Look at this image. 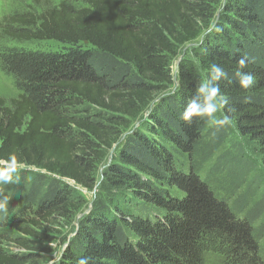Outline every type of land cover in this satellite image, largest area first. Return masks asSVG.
Here are the masks:
<instances>
[{
	"label": "trees",
	"instance_id": "1",
	"mask_svg": "<svg viewBox=\"0 0 264 264\" xmlns=\"http://www.w3.org/2000/svg\"><path fill=\"white\" fill-rule=\"evenodd\" d=\"M21 2L0 21L20 91L0 97V167H21L0 264H264V0ZM43 42L61 48L25 46ZM212 63L229 73L220 129L180 119Z\"/></svg>",
	"mask_w": 264,
	"mask_h": 264
},
{
	"label": "clouds",
	"instance_id": "2",
	"mask_svg": "<svg viewBox=\"0 0 264 264\" xmlns=\"http://www.w3.org/2000/svg\"><path fill=\"white\" fill-rule=\"evenodd\" d=\"M250 58L245 54L237 61V68L231 73V79L236 82L239 88L247 90L255 83V77L244 71L250 63ZM229 77V73L216 63H212L208 69L207 79L200 81L195 86L193 95L187 100L180 114V119L187 123L194 120H204L215 129L223 128L231 123L229 115H217L228 104V97L224 95L219 86V81ZM17 169L11 164L0 167V219L8 217L9 196L4 192V186L20 181L16 175ZM91 257L82 256L76 264H91ZM55 260V258H54ZM50 264H54L50 262Z\"/></svg>",
	"mask_w": 264,
	"mask_h": 264
},
{
	"label": "rangeland",
	"instance_id": "3",
	"mask_svg": "<svg viewBox=\"0 0 264 264\" xmlns=\"http://www.w3.org/2000/svg\"><path fill=\"white\" fill-rule=\"evenodd\" d=\"M19 1L21 2V0H19ZM13 3H14V0H0V21L5 16V14L7 15V12L10 11V9L12 7H16ZM21 4L22 5L20 7H25L27 5V4L23 3V1L21 2ZM12 44L13 43H10L11 46H13ZM25 46L29 49H35V48L39 47L40 50H45V51H55V50H59L61 48V46L55 42H43V43H36V44L33 43V44H27ZM186 51L187 50L185 49L182 53L183 55H181L179 58H177L173 61L172 67L174 68L175 75L177 74V71H178V65H179L178 63L182 60V56L184 57V55L186 54ZM19 95H20V91H19L18 87L16 86L15 80L11 76L5 74L0 69V97H3L7 100H11V99L17 98ZM113 154H114V151L111 152V155L109 157L110 158L109 161H111V157ZM14 168L20 169L21 167L20 166H14ZM102 168H104V167H102ZM71 184L74 186L73 183H71ZM75 188L77 189V191L80 195L85 197L90 203L92 202V200L94 198V193L88 192V191H86L80 187L75 186ZM55 229H56V231H60V234H57V236H58L57 243L43 244V247H49L53 250L52 258H57L60 255V252L62 251V249L64 247L63 243H64L65 237L71 236V235H69L71 228H69L67 226L61 225L59 227H56ZM221 259L222 258L218 254H215L213 252L208 253L207 264H224V262Z\"/></svg>",
	"mask_w": 264,
	"mask_h": 264
}]
</instances>
